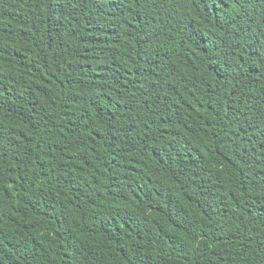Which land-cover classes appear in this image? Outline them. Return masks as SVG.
Returning <instances> with one entry per match:
<instances>
[{
	"label": "trees",
	"instance_id": "obj_1",
	"mask_svg": "<svg viewBox=\"0 0 264 264\" xmlns=\"http://www.w3.org/2000/svg\"><path fill=\"white\" fill-rule=\"evenodd\" d=\"M0 264H264V0H0Z\"/></svg>",
	"mask_w": 264,
	"mask_h": 264
}]
</instances>
